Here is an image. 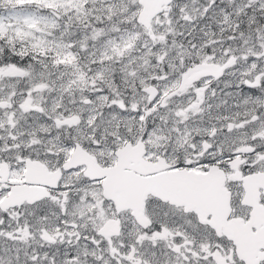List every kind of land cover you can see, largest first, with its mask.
Returning a JSON list of instances; mask_svg holds the SVG:
<instances>
[{
	"label": "snow or ice",
	"instance_id": "snow-or-ice-1",
	"mask_svg": "<svg viewBox=\"0 0 264 264\" xmlns=\"http://www.w3.org/2000/svg\"><path fill=\"white\" fill-rule=\"evenodd\" d=\"M0 264H264V0H0Z\"/></svg>",
	"mask_w": 264,
	"mask_h": 264
}]
</instances>
